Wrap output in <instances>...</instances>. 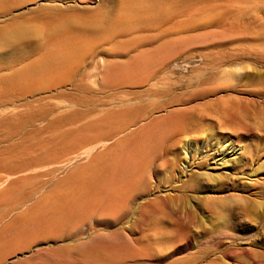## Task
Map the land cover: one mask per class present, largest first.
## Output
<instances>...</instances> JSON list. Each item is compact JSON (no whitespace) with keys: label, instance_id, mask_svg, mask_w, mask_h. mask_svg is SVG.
<instances>
[{"label":"rangeland","instance_id":"1","mask_svg":"<svg viewBox=\"0 0 264 264\" xmlns=\"http://www.w3.org/2000/svg\"><path fill=\"white\" fill-rule=\"evenodd\" d=\"M119 4L0 0V264H264V0H239L225 15H166L104 36ZM44 8L62 19L103 11L93 15L103 35L79 65L40 67L62 20L41 27ZM131 63L141 66L139 77L109 88L105 80ZM33 65L31 76L20 74ZM163 100H173L167 111L196 116L223 107L232 119L224 126L204 119L183 136L176 154L188 144L196 156L178 157L173 168L164 164L167 133L155 137L144 171L150 191L120 217L90 210L94 151L109 144L112 165L131 145L129 131L96 144L93 114ZM224 146L236 155L200 159ZM68 207L75 214L63 222Z\"/></svg>","mask_w":264,"mask_h":264},{"label":"bare ground","instance_id":"2","mask_svg":"<svg viewBox=\"0 0 264 264\" xmlns=\"http://www.w3.org/2000/svg\"><path fill=\"white\" fill-rule=\"evenodd\" d=\"M238 1L239 0H119L120 4L117 15L120 16L108 29L104 30V36L109 33L108 36L113 37L116 34H121V30L123 33L127 32V30L141 22L155 23L162 16L167 17L166 15H225L231 11L228 7ZM45 10L48 14L37 19L39 22L37 23L41 27L47 28V25H53L55 21L62 19L61 16L57 14V9L44 8V11ZM90 14L92 16H89ZM93 15L104 14L101 8H99L93 12L88 11V15L86 16L71 14L63 17L64 19H62L58 26H55L52 31L55 34L53 40L55 46L52 54H50L46 61L38 62L41 63L40 67L44 70L51 69L53 71H59L65 66L72 67V64L79 65L82 61V56L88 57L91 55L90 45L93 44L91 43L92 40H97L103 35L101 30L98 29L99 27L95 19L96 16ZM167 21L168 19L163 22ZM37 31L38 30L35 29L33 33ZM106 31L108 33H106ZM138 43L136 42L135 44ZM25 67L26 68L20 72L22 76H31L30 74L32 72H36L34 65ZM140 67L141 66L137 65V63H131L126 68H118L114 72L116 74L112 75L110 78H108L107 75L109 79L105 80L108 81L109 85L107 84V86L109 88L111 86L117 87L120 83H124L126 79L136 78L140 73ZM147 78H150V76ZM172 103L173 100H163L155 102L153 105H148L142 111L138 108H133L121 111L120 113L105 111L101 117H99L96 112L93 114L92 132L96 144L109 141L112 135H127L126 133L129 131V138H127L131 145L122 152L119 150L117 156L121 154L118 160L113 161L112 165L110 164L108 155V150L110 149L109 144L103 145L101 148L103 151H99L98 149L94 151L92 155L91 182L89 186L90 210L107 213L114 218L120 217L124 214L127 205L135 199L136 196L150 191L151 187L148 184L146 176H144V171L151 169L153 165V161L147 157V153L152 147L150 141L155 137L161 139L162 135L167 133L165 140L168 141H166L168 146L166 145L165 150L169 152L171 158L166 159L164 164L173 168L176 163L179 162L178 157L183 158L184 162H187V159L196 156L195 150L188 144L182 147L180 153L176 154V145L179 142L185 143V141H182L183 136L194 133L196 127L200 126L204 119H215L218 125L221 124L223 126L232 119L231 113L227 108L223 107L213 112L202 111L205 113H199L196 116H191V114L187 113L188 111L184 109L167 111V107ZM162 113H165V115ZM163 125L165 126L163 127ZM210 151L211 150L201 153L200 159L208 158V160H212V157L217 158L221 155L222 158H229L236 155V150L232 146H224L221 152L214 151L211 153ZM156 199H149L143 203L142 207L144 211L147 207H152ZM74 214V209L68 207L61 212V220H63V222L67 221L74 217Z\"/></svg>","mask_w":264,"mask_h":264}]
</instances>
